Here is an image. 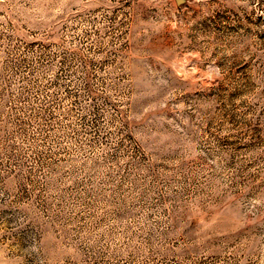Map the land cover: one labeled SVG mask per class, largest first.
Wrapping results in <instances>:
<instances>
[{
	"label": "rangeland",
	"instance_id": "obj_1",
	"mask_svg": "<svg viewBox=\"0 0 264 264\" xmlns=\"http://www.w3.org/2000/svg\"><path fill=\"white\" fill-rule=\"evenodd\" d=\"M0 264H264V0H0Z\"/></svg>",
	"mask_w": 264,
	"mask_h": 264
}]
</instances>
